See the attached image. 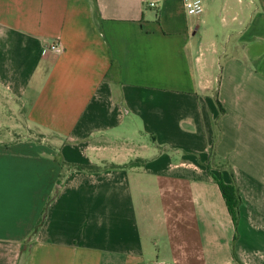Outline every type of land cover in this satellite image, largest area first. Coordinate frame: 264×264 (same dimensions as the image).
I'll use <instances>...</instances> for the list:
<instances>
[{
    "label": "crops",
    "instance_id": "1",
    "mask_svg": "<svg viewBox=\"0 0 264 264\" xmlns=\"http://www.w3.org/2000/svg\"><path fill=\"white\" fill-rule=\"evenodd\" d=\"M202 1L0 0V264H264V0Z\"/></svg>",
    "mask_w": 264,
    "mask_h": 264
},
{
    "label": "trees",
    "instance_id": "2",
    "mask_svg": "<svg viewBox=\"0 0 264 264\" xmlns=\"http://www.w3.org/2000/svg\"><path fill=\"white\" fill-rule=\"evenodd\" d=\"M218 104L221 108V110H223L222 112H224V108L221 104V102L218 100ZM62 166L64 169V173L58 183V186L61 187L63 184V179L65 177V173H67L70 170H84L86 172H100L108 167H127V166H132L135 164V161H132L129 164H125V165H117V164H106V165H98V164H79V163H68L64 160L61 161ZM220 187L222 189V193L223 196L227 202L228 208L232 214V216L234 217L236 223L238 222V218L239 216V207L241 205L242 199H241V195L238 189V186L235 182L229 183L227 184L224 183L223 181L219 182ZM58 187V188H59Z\"/></svg>",
    "mask_w": 264,
    "mask_h": 264
},
{
    "label": "built area",
    "instance_id": "3",
    "mask_svg": "<svg viewBox=\"0 0 264 264\" xmlns=\"http://www.w3.org/2000/svg\"><path fill=\"white\" fill-rule=\"evenodd\" d=\"M184 4L189 14L199 15L204 11L205 3L202 0H184ZM151 5H155V2H152ZM48 48L56 53H62L64 50L60 41L50 43Z\"/></svg>",
    "mask_w": 264,
    "mask_h": 264
}]
</instances>
